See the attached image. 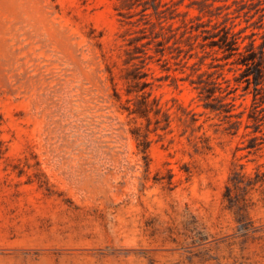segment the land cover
I'll use <instances>...</instances> for the list:
<instances>
[{
    "label": "rangeland",
    "instance_id": "374dc122",
    "mask_svg": "<svg viewBox=\"0 0 264 264\" xmlns=\"http://www.w3.org/2000/svg\"><path fill=\"white\" fill-rule=\"evenodd\" d=\"M236 6L0 0V264H264V103L200 30L264 42Z\"/></svg>",
    "mask_w": 264,
    "mask_h": 264
},
{
    "label": "trees",
    "instance_id": "16d2710c",
    "mask_svg": "<svg viewBox=\"0 0 264 264\" xmlns=\"http://www.w3.org/2000/svg\"><path fill=\"white\" fill-rule=\"evenodd\" d=\"M237 6L234 8L232 13H236L239 16L241 13L247 15L252 12L255 6H251L248 2L249 0H233ZM261 1V0H259ZM264 2H259L258 7H256L253 14L259 13V11L264 10ZM229 5L228 7H231ZM257 6V5H256ZM219 14V13H218ZM226 13L225 15H228ZM261 19L264 17V12L260 13ZM228 18V16H227ZM201 25V24H200ZM200 25H192V30H199ZM203 34L204 43L202 46H208L211 50L222 51V58L226 60L227 64L230 63L235 65L239 70V76H234L235 80L239 83L246 82L244 85L245 90H249L251 83L254 84L253 89V100L259 99L261 103H264V42L256 44L255 40L252 39L247 44H242L239 39V32L234 31L233 26L224 24V22H216L213 29H200ZM221 64V65H225ZM233 68V67H231ZM233 70V69H229ZM204 85H199L200 93L206 98H211L215 95L216 85H209L207 81H204ZM237 88V87H235ZM262 91V94L260 93ZM221 100V99H220ZM234 103L222 102L219 105H214L213 103H206L205 106L210 107L212 110L218 112H225L231 115V106Z\"/></svg>",
    "mask_w": 264,
    "mask_h": 264
}]
</instances>
